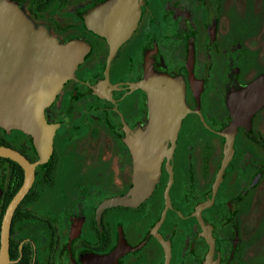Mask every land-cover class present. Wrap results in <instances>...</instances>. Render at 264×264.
I'll list each match as a JSON object with an SVG mask.
<instances>
[{
    "label": "flooded vegetation",
    "instance_id": "1",
    "mask_svg": "<svg viewBox=\"0 0 264 264\" xmlns=\"http://www.w3.org/2000/svg\"><path fill=\"white\" fill-rule=\"evenodd\" d=\"M4 1L87 52L44 109L54 126L44 159L30 134L0 126V146L33 172L1 256L6 209L25 169L0 156V264H205L211 243L218 264H264V104L228 130L230 97L264 74V0ZM116 2L127 9L93 13ZM104 22L130 34L115 45L99 31ZM146 80L160 92L181 90L180 124L150 194L104 206L129 196L128 138L150 123L149 94L134 85Z\"/></svg>",
    "mask_w": 264,
    "mask_h": 264
},
{
    "label": "water",
    "instance_id": "2",
    "mask_svg": "<svg viewBox=\"0 0 264 264\" xmlns=\"http://www.w3.org/2000/svg\"><path fill=\"white\" fill-rule=\"evenodd\" d=\"M113 6L115 9H127L122 2L106 3L93 13H105ZM127 17L116 15V20L122 22ZM120 25L121 29L111 32L107 29V22H104L103 29L100 28L99 31L108 38H114L117 45L130 34L126 24ZM115 50L116 48L110 50L111 56ZM86 52L87 49L76 41L65 44L57 42L44 29L34 28L29 19L13 4L0 0V126L6 130L19 129L30 134L41 159L51 151V138L54 132V126L46 122L44 109L54 99L63 83L73 77ZM164 81L163 83L167 84L165 79ZM134 86L146 89L149 94L150 123L146 131H138L133 138H128L135 164L129 196L111 198L104 206L137 205L150 194L158 179L159 159L165 152L167 140H172L175 136L183 114L180 89L168 86L162 88L160 92L154 86L148 85L147 80ZM263 104L264 74L230 97L228 104L232 116V122L228 127L230 133L233 134L237 125L248 124L252 114ZM230 137L231 135L227 139L228 149H231ZM0 156L19 162L25 169L24 182L6 209L1 246V256H4L11 214L28 191L33 180V172L28 162L15 151L0 146ZM226 162L224 159L218 177ZM207 238L209 239V234ZM212 249L211 243L205 264H218L212 259Z\"/></svg>",
    "mask_w": 264,
    "mask_h": 264
}]
</instances>
